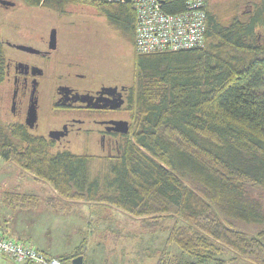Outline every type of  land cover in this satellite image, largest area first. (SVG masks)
I'll list each match as a JSON object with an SVG mask.
<instances>
[{
    "label": "trees",
    "instance_id": "trees-1",
    "mask_svg": "<svg viewBox=\"0 0 264 264\" xmlns=\"http://www.w3.org/2000/svg\"><path fill=\"white\" fill-rule=\"evenodd\" d=\"M22 1L58 13L87 7L135 44L131 3ZM161 1L165 13L176 15L190 0ZM220 4L207 0L202 48L139 54L134 45L125 109L130 129L116 156L61 151L0 117V160L52 186L59 199L46 205L59 214L69 213L66 202L90 204L119 209L148 232L170 231L166 246L196 259L184 264H204L224 251L264 264V0H249L244 11L236 3ZM3 66L0 35V85ZM97 159L102 162L93 166ZM9 195L17 204H39L32 195ZM5 224L0 215V235L14 239L3 232ZM86 244L61 257L34 247L72 264ZM157 264H170L166 249Z\"/></svg>",
    "mask_w": 264,
    "mask_h": 264
},
{
    "label": "flooded vegetation",
    "instance_id": "flooded-vegetation-1",
    "mask_svg": "<svg viewBox=\"0 0 264 264\" xmlns=\"http://www.w3.org/2000/svg\"><path fill=\"white\" fill-rule=\"evenodd\" d=\"M0 7L11 9L16 5L0 4ZM54 13L56 17L53 14L47 16L48 19L41 25L26 24L23 18L19 24L9 26L13 38L0 34L5 75L0 86L6 85L11 91L7 122L20 124L32 134L47 128L48 137L44 138L54 141L57 147L86 139L88 145L93 144L102 151L101 157H95L116 156L121 141L129 133H124L121 126L124 121L129 122L125 116L129 89L119 83L118 73L112 72L121 68L118 65L121 63L124 41L128 42L133 53L134 43L109 24L115 29V33L107 32L114 46H111V51L116 62L109 67V71L102 73L104 55L90 53V32L86 33L88 39L83 40L85 35L81 31L68 33L66 23L65 28L61 24L63 19H69L70 14L86 12ZM93 16L100 17L95 12ZM69 36L75 46L70 52L63 53L60 51L61 40ZM64 72L66 77L63 76ZM45 82L51 87V92L49 110L43 116L41 102ZM52 132H57L58 138L52 137Z\"/></svg>",
    "mask_w": 264,
    "mask_h": 264
},
{
    "label": "rangeland",
    "instance_id": "rangeland-1",
    "mask_svg": "<svg viewBox=\"0 0 264 264\" xmlns=\"http://www.w3.org/2000/svg\"><path fill=\"white\" fill-rule=\"evenodd\" d=\"M13 2L16 7L7 9L4 7H0V34L4 37H11L13 35L9 26H14L22 21L21 19L24 18L26 24L36 23L41 25L45 22L47 16L56 17V13L50 12V10L43 9V8H28L24 5L22 0H8ZM217 3H221V7L228 6V2L236 3L239 5V9L244 11L248 8L249 0H215ZM220 4V5H221ZM70 11L76 12H86L80 14H70L69 19L65 18L61 22L63 24L66 23V28L68 33L74 34L78 30L81 31V34H84V39H88L86 37V33L90 32V43H91V54L100 53L104 55V63L102 64V73H106L109 71L113 64L116 62V58L113 56V51H111L112 41L110 40V35L108 34V30L115 33V29L111 27L108 22L104 18L95 17L94 12L88 8H79L77 6L71 7ZM57 19V18H56ZM20 20V21H19ZM59 20V19H58ZM73 24V25H70ZM98 34H95L97 33ZM72 36V35H71ZM69 36L65 37L61 40L60 51L63 53L70 52L73 50L75 44L74 40L71 39L72 37ZM112 46V47H111ZM124 50L122 54L121 63L118 66H121L119 70H115L112 73L117 72L119 75V83H122L124 86H130L134 82L135 76V60L134 54L132 49L129 47L128 42L124 41L123 43ZM89 48L87 49V51ZM111 55V56H110ZM110 59V60H109ZM110 67V68H109ZM105 75V74H102ZM63 76L66 77V72L63 73ZM51 87L47 85L43 86V97L41 102V112L44 116L49 110V95L51 92ZM10 99H11V91L6 86H0V115L1 121L3 123H8V111L10 107ZM125 116L127 114L125 113ZM36 135H40L43 137H48V129H40L38 132H34ZM61 151H70L77 155H91V156H99L101 157L102 151H100L97 146L91 144L88 145L86 139H80L75 141L72 144H68L63 147H58ZM98 161L101 159H97L93 162V166L97 164ZM102 162V161H101ZM37 180L38 182H35ZM14 188L20 189L16 190ZM25 193V195H32L36 197V201L39 202L38 205L34 206V204H27L29 206H22L18 207L17 210L13 208L10 209L9 207L3 206L0 201V215L3 218H7L10 224V228H13L14 224L18 225L21 223V219H23L24 224H34L35 221L39 222V225L42 227H34L35 232L41 233L42 231H47V237L49 238V245L52 246L54 236L52 235V226L53 221L50 219H44L39 221V213L43 212V208H46L50 211L49 207L46 205V200L51 199L52 192L55 193V189L50 186L48 183H45L42 180L36 179L33 175L29 174L28 172L23 171L20 167L16 164L11 162H6L0 160V200L3 198V194L6 191H15L20 193V191ZM57 194V192H56ZM17 208V207H16ZM15 208V209H16ZM51 212V211H50ZM4 214V215H3ZM62 215V214H60ZM66 216V215H64ZM123 217L128 221V229L129 233H126V230L123 231V227L119 228L118 226L116 231L109 230L105 233L106 237L103 235L101 242L104 243L107 250L106 252L99 249V246L96 244L97 239L93 237L90 240L88 236L89 245L88 243L85 245V252L87 249V261L88 264H100V260L104 257L101 261V264H157L160 258L162 251L167 247L164 244L165 240H160L161 236L160 233L162 230L157 232H148L146 228L141 226V222H137L136 218L131 217L128 214L123 213ZM118 220V218H114L108 224L112 228L114 223ZM45 222V224H44ZM52 224V226L50 225ZM124 225V222H123ZM164 225H167V222H164ZM51 227V228H50ZM94 232L97 231V227L95 225L91 226L90 230ZM40 235V234H39ZM42 235V234H41ZM157 235V237H154ZM37 239L40 242H43L44 238L39 236ZM46 239V238H45ZM57 240L56 238H54ZM39 242V243H40ZM163 242V244L161 243ZM35 243V242H34ZM161 243V244H160ZM28 244L30 246L31 243H23ZM44 244V243H40ZM36 245V244H35ZM34 246V245H33ZM32 246V247H33ZM37 246V245H36ZM43 246V245H42ZM57 246V244H56ZM166 246V247H165ZM35 248V247H33ZM163 248V249H162ZM72 253V252H71ZM70 254V253H69ZM67 255L63 254L62 256ZM89 258V260H88ZM245 263H248L246 260L243 259ZM179 260H176L175 257L172 256L171 264H178ZM0 264H19L15 261H12L11 258L6 255H0ZM249 264V263H248Z\"/></svg>",
    "mask_w": 264,
    "mask_h": 264
},
{
    "label": "crops",
    "instance_id": "crops-1",
    "mask_svg": "<svg viewBox=\"0 0 264 264\" xmlns=\"http://www.w3.org/2000/svg\"><path fill=\"white\" fill-rule=\"evenodd\" d=\"M34 181L38 182L37 180ZM14 189H16L17 191L20 190L17 188ZM10 192L12 193L15 191H6L3 194V198H1L0 200L2 205L9 207L10 209L13 208L14 210H17L18 207L24 206L21 205V203L17 204L16 202H13V199L9 195ZM19 194L25 195V193L22 192V190L20 191ZM51 197L57 200L59 199L58 195L56 194V191L55 193L52 192ZM66 203L68 205L70 204V207L69 206L67 207V209H69V213L67 214L63 213L62 215H60L58 211L56 212L50 209L51 211L50 212L46 208H43V212L41 211V213H39V221L41 220L44 221V219H50L53 221V226L52 224H50L52 226V228L51 227L50 228L52 230V235L57 240L52 238V240L54 241L52 246L49 245V238L47 237V233H48L47 231H49V229L42 231L41 233H38L37 231L35 232L34 227H42V225H39V222L37 221H35L34 224L33 223L24 224L23 219H21V223H18V225L14 224L13 228H10L11 222H9L7 218H5L7 219V225L6 224L2 225V230L7 234L12 235V237H14L15 240L21 239L23 242L31 243V245L33 244L41 252H44L45 254L48 255H52L54 257H61L63 254H69L73 252L74 249L77 248L79 245H81L84 241H86L89 245V240L87 237L89 236L91 240L93 234H94V238L97 239L96 244L99 246V249L106 252L107 248L104 245V243L101 242V240H103L102 239L103 235L106 237L105 233L108 230L109 232L110 231L113 232L117 230L118 226H120L119 228L123 227L124 228L123 231L126 230V233H129L127 231L129 230L127 227L128 221L123 217V212L119 209H114V208L110 209L106 207L94 206L83 203L82 204L81 203L72 204L68 202ZM114 218H118V220L114 223L115 225H113L111 228L110 226H108V224ZM136 220L140 224V220L139 219ZM93 225L97 227L96 232H94L93 229L90 230L91 226ZM169 233L170 231L168 230L162 231L160 233L161 236L160 240L163 241L167 239ZM39 236L44 238L43 242H40V240L37 239ZM154 237H157V235H155ZM39 242L44 244H40ZM161 243L163 244V242ZM165 249L168 251L170 264H171L172 256L175 257L176 260L180 259V262H178V264H184L186 262L196 261V259H194L193 257L187 254H183L181 251H179V249L175 247H166ZM87 255L88 254L86 249V252L83 255V264H88ZM103 259L104 257L100 260V264ZM206 261L204 262V264H248L245 263V261L240 259L235 253L231 251H224L215 259L206 260Z\"/></svg>",
    "mask_w": 264,
    "mask_h": 264
},
{
    "label": "built area",
    "instance_id": "built-area-1",
    "mask_svg": "<svg viewBox=\"0 0 264 264\" xmlns=\"http://www.w3.org/2000/svg\"><path fill=\"white\" fill-rule=\"evenodd\" d=\"M112 4L131 3L136 12L135 49L139 54L202 48L206 44L207 0H190L186 11L170 15L161 0H104ZM18 263L63 264L30 245L0 235V255Z\"/></svg>",
    "mask_w": 264,
    "mask_h": 264
},
{
    "label": "water",
    "instance_id": "water-1",
    "mask_svg": "<svg viewBox=\"0 0 264 264\" xmlns=\"http://www.w3.org/2000/svg\"><path fill=\"white\" fill-rule=\"evenodd\" d=\"M0 4H2L4 6H13L14 5V3H12V2H10L8 0H0ZM33 113H34V110H33ZM121 126H122V130H123L124 133H128L129 132L130 126H129V122L128 121H124L121 124ZM57 135H58L57 132H52L51 133L52 137L58 138ZM72 264H83V256H78V257L74 258L72 260Z\"/></svg>",
    "mask_w": 264,
    "mask_h": 264
}]
</instances>
